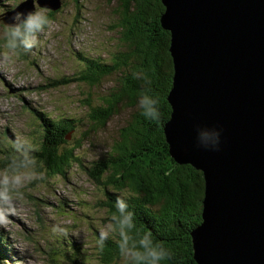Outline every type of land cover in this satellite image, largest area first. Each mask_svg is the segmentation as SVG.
I'll return each instance as SVG.
<instances>
[{
	"label": "water",
	"instance_id": "1",
	"mask_svg": "<svg viewBox=\"0 0 264 264\" xmlns=\"http://www.w3.org/2000/svg\"><path fill=\"white\" fill-rule=\"evenodd\" d=\"M55 10L24 0L15 12ZM170 33V156L200 170L201 220L190 231L197 264H264V0H161ZM5 24L11 25L12 20ZM220 132L217 151L197 137Z\"/></svg>",
	"mask_w": 264,
	"mask_h": 264
},
{
	"label": "trees",
	"instance_id": "2",
	"mask_svg": "<svg viewBox=\"0 0 264 264\" xmlns=\"http://www.w3.org/2000/svg\"><path fill=\"white\" fill-rule=\"evenodd\" d=\"M109 2H113L117 14L111 28L118 33L122 47L107 60L83 57L84 68L73 78L50 81L55 87L72 80L98 88L104 78L118 74L116 83L89 107L90 127L81 138L69 140V132L76 129L74 119H53L35 110L39 126L36 143L28 144L30 149L25 145L20 152L9 144L4 151L5 163L12 169L27 155L30 165L37 170L61 176L74 165L79 166L105 190L101 206L106 210L105 222L111 225L116 223L113 215L119 216L114 206L117 197L126 201L133 227L127 233L125 249L122 251L119 247L118 231L107 234L102 242L99 235L98 255L102 263L133 264L131 252L143 250L139 240L147 233L154 244L158 243L169 254L160 264H197L193 259L190 231L201 220L204 179L200 170L174 161L163 133V125L171 112L166 96L173 74L168 49L170 33L159 21L164 6L161 0ZM58 9H46L47 19H53ZM0 42L5 45L3 38ZM142 94L157 100L159 119H146L141 114ZM120 106L134 110L130 120L120 128L119 138L90 165L84 164L78 151L88 131L103 129ZM72 259L74 264H81L75 255Z\"/></svg>",
	"mask_w": 264,
	"mask_h": 264
},
{
	"label": "rangeland",
	"instance_id": "3",
	"mask_svg": "<svg viewBox=\"0 0 264 264\" xmlns=\"http://www.w3.org/2000/svg\"><path fill=\"white\" fill-rule=\"evenodd\" d=\"M62 1L54 18L34 35L36 42L29 51L13 54L0 42V181L5 175L14 174L5 163L4 151L8 145L13 144L20 152L25 143L37 141L39 126L35 110L53 119H74L76 129L67 138H81L90 127L89 107L118 78L117 73L108 76L98 88L72 80L57 87L50 84L51 80L71 78L83 70V57L107 60L122 47L118 33L111 28L117 18L113 2ZM17 2L0 0V7L5 8L0 15L4 24L3 18L9 21L13 17L5 14L11 10L9 5ZM36 8L47 11L37 5ZM3 32L0 24V39ZM133 110L120 106L103 129L88 131L78 151L84 164L90 165L119 138V130L130 120ZM20 173L31 179L11 190L13 214L0 218V232L5 239L1 259L7 258L10 264L16 260L22 264H74L72 255H75L81 264H105L98 255L99 235L101 232L113 235L114 231L105 222L102 186L76 165L65 176L47 175L33 165L19 168L15 174ZM54 226L62 227L67 235L53 233ZM55 242L60 249L50 251V245Z\"/></svg>",
	"mask_w": 264,
	"mask_h": 264
},
{
	"label": "clouds",
	"instance_id": "4",
	"mask_svg": "<svg viewBox=\"0 0 264 264\" xmlns=\"http://www.w3.org/2000/svg\"><path fill=\"white\" fill-rule=\"evenodd\" d=\"M3 2L5 3V0H3ZM23 2L24 0H18L17 3L9 5L10 9L15 10L19 4ZM4 12L5 8L0 7V15H3ZM12 20L13 23L11 25H6L2 21H0V24H2L4 28L3 39L5 41V46L13 54L21 50L27 52L32 49L36 42L33 39L34 35L40 32L48 23L45 13L41 10H37L35 6L34 10L28 13L15 12ZM4 59H8V57H4ZM157 103V100L152 96L142 94L139 98V105L143 109L141 114L146 119H159ZM197 144L204 149L217 151L220 144V132L214 133L211 137L201 133L197 137ZM25 145L28 149L31 148V145L26 143ZM30 163L31 161L26 155L22 161L12 168L14 174L11 177L5 175L3 180L0 181V184H2V188H0V218L13 214L14 206L11 190L21 187L24 180L31 179V177L26 174L15 173L18 168H27ZM114 206L119 216L113 215L112 220L116 221V223L110 226V231L119 232L121 236L119 247L123 251L127 243V233L133 227L132 213L127 210L128 206L126 201L119 197H117ZM52 232L67 235L65 230L58 226H54ZM106 238L107 233L101 232L100 241L102 242ZM139 244L143 250H133L131 252L133 264H160V262L169 255L161 245L153 243L150 234H144L139 240ZM0 264H10V261L8 259H0ZM15 264H22V261L16 260Z\"/></svg>",
	"mask_w": 264,
	"mask_h": 264
}]
</instances>
